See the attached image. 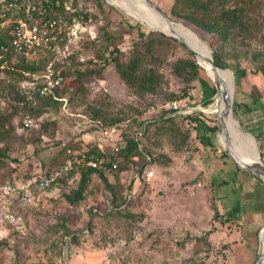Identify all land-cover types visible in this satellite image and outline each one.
<instances>
[{
    "label": "rangeland",
    "instance_id": "rangeland-1",
    "mask_svg": "<svg viewBox=\"0 0 264 264\" xmlns=\"http://www.w3.org/2000/svg\"><path fill=\"white\" fill-rule=\"evenodd\" d=\"M107 1L102 0L104 13H101L97 0H81V5L90 14H95V18L92 17L87 27H81L78 39L68 44V52H74L73 59L80 63V71L101 66L110 58L109 51H104V32L121 33L127 30L128 24L135 28L123 35L118 45L122 52L132 48L140 27L144 32L154 29L171 34L169 28L132 20L129 13L138 19L140 16L123 0ZM148 1L170 17L169 7L173 0ZM136 5L147 14L159 16L142 4ZM171 20L191 29L195 37L199 36L207 44L211 53L209 43L214 42L213 37L204 36V39L192 27ZM173 30L175 34L183 31ZM195 45L198 47L197 39ZM261 47L257 43L251 46L254 51ZM172 51L167 53L168 60L185 56L180 47L174 53ZM197 52L204 63L209 62L210 55L199 47ZM98 56H103V59ZM90 61H93L92 65H88ZM39 62L43 67L53 64L48 59ZM258 62L264 63V57ZM68 65H71L70 61ZM230 66L226 70L233 75V85L228 90L230 96L234 92L233 113L229 111L233 134L256 154L258 152L264 164V76L255 73L254 64L250 61L241 60ZM6 70L10 72L3 71L0 75V113L12 116L10 122L2 127L3 138L0 140V154L4 155L0 160V264H256L258 247L264 241V177L260 179L252 173L236 171L235 166L223 156L222 149H225L236 157L229 143L219 141V133L216 134L219 116L217 105L213 106L217 100L213 74L205 70L201 72L200 81L191 92L192 99L186 100L189 108L196 109L193 113L203 114L208 124L215 126L211 137L213 147H204L195 139L193 132L186 150L176 151L166 137L150 131L143 141L153 156L163 154L171 162H158L155 157V161L150 157L145 162L147 174L152 172L153 176L145 178L143 182L147 187L142 192V183H136L138 189L131 200V213L135 214L132 220L118 218L106 223L95 218L93 229L88 231L89 214L85 207H98L104 213L110 204L103 184L96 178L89 187L85 207L78 209H71L62 196L76 189L78 176L51 190L34 192L33 197L30 196L31 202L24 199L27 197V181L43 175L49 168L54 170L66 163L69 159L66 150L63 151L65 146L83 148L90 143L101 145L104 151H112L113 141L106 143L105 131H101L91 119L96 109L106 112L107 121L119 119L128 125L133 121L142 125L145 121L159 120L160 102L151 108L150 98L135 97L119 78L115 66L108 63L100 75L78 77L71 74L67 77L57 92L62 102L27 124L26 109L36 104L34 92H31L30 84L15 75L11 65H7ZM160 72L164 78L162 92L181 88L166 67ZM217 77L223 81V86H218L220 92L230 84L231 76L226 73ZM213 90L216 92L214 97ZM255 96L260 98L262 109L252 103L251 98ZM208 99H213L208 106L214 109L207 110V113L198 112V107H207L203 103ZM225 105L222 116L228 121ZM164 108L168 110L169 107L165 104ZM98 121L103 123L102 119ZM175 122L183 131L190 128L181 117H177ZM137 131L140 136V130ZM223 135L222 128L224 139ZM134 174V168L121 173V185H128ZM106 176L112 184L117 183L115 175ZM224 180L227 185L221 184ZM11 182L23 189V195H19L17 188L9 186ZM13 188L18 193L11 192ZM118 189L115 187V191L122 192ZM215 211L217 215L214 218ZM63 219L67 221L63 222ZM62 224L77 234L76 244L68 243L63 238V231L56 230ZM206 235L211 242L208 254L196 243V239ZM195 247H198V253H195ZM261 264H264V259Z\"/></svg>",
    "mask_w": 264,
    "mask_h": 264
},
{
    "label": "trees",
    "instance_id": "trees-1",
    "mask_svg": "<svg viewBox=\"0 0 264 264\" xmlns=\"http://www.w3.org/2000/svg\"><path fill=\"white\" fill-rule=\"evenodd\" d=\"M97 1L99 11L104 13V2L102 0ZM10 2L15 3V7L10 10L6 9L5 4L0 3V15L4 13L7 17H10L13 11H20L19 17H23L27 15L25 12L28 10L27 12L34 13L35 18H40L39 11L44 10L45 12L42 16L45 18L62 20L69 25L79 23L86 27L91 22L92 17L95 18V14H90L87 8L81 5V0H8V3ZM263 10L264 0H173L169 7V18L192 27L204 39L208 36L214 38V42L209 43V46L214 64L217 67L226 69L231 67V63L236 64L241 60H245L254 64L255 73H261L264 76V63L258 62L260 58L264 57ZM134 29L133 26L128 24L127 30H122L121 33L115 31L103 33V40L105 42L104 51H109L110 58L104 60L101 66H95L94 69L86 70L85 72L78 70L80 63L73 59L75 58L74 52L68 56L67 60H61V62L55 63L52 66L54 71L60 72V76L64 81L71 74H75L78 77L84 75H100L104 67L108 63H111L115 66L119 78L127 85L135 97L143 100L150 98L149 106L151 108L157 106L156 102H160L161 112L159 120H152V122L145 121L142 125L141 122L134 124L135 121L131 125H128L124 123V120L120 121L119 119H110V121H107L105 119L106 112L99 109L94 111L91 119L100 126L101 131L108 132L112 128L116 129L114 140L111 143L114 146L111 152L104 151L101 145H93L90 143L83 148L80 146L67 148L65 146L63 149V151L68 149L73 151L85 149L86 151L83 154L73 157L67 156L68 161L72 164L70 171L62 178H56L44 190H51L56 186L66 184L71 177L78 176L76 189L70 193L62 194L71 209H78L85 207L87 203V194L92 180L96 178L102 183L104 193L108 196L110 204L104 213L98 207H85L86 212L89 214L86 223V229L88 231L93 229V221L95 218H100L106 223L118 218L124 220L133 219L135 214L131 213V200L132 195L138 189L136 183H142L141 192L147 187L145 182H143L147 178V170H145V164L147 163L145 162L150 157L152 160L155 157L152 154V150L143 141L150 131L154 130L152 134H160L166 137L176 151L186 150L188 143L192 139L193 132H195V139L204 147H213L211 137L216 128L208 124L203 118V114H176V110L172 109L173 103L192 99L191 92L194 91L196 83L200 81V74L204 70L197 64L193 54L184 49L183 44L160 32L152 30L148 32L141 31V27L137 30L138 39L133 43L132 48L127 52L120 51L118 45L123 35L131 33ZM198 34L196 35L198 36ZM195 39H197L199 49L211 56L207 44L199 36L195 37ZM3 43L5 41L0 33V45ZM256 43L261 44L262 47L260 50L254 51L251 46ZM177 47L185 51V56L178 57L172 61L168 60V51L173 50L171 53H174ZM98 58L103 59V56H98ZM69 61L71 65H68ZM92 62L90 61L88 65H92ZM164 66L168 69V74L176 78L181 85L178 91L166 90L162 92L164 78L160 70L165 68ZM12 67L15 70V75L21 80L27 84L34 83V88H32L31 92H34L33 96L36 104L26 109L28 112L26 119L33 121L35 118L46 113L49 108L57 107L62 102L60 100L62 98L57 96L58 90L55 92V97L41 95L39 88L43 85L44 81L40 79L38 82H34L32 80L31 75H43V66L36 64L33 60H26L24 57L19 56L17 62ZM4 72L8 73L10 71L5 70ZM24 73H27V75H23ZM215 94L216 92L213 90V97ZM258 96L251 98V101L255 106L262 109L263 106ZM19 101L22 102L23 100ZM212 102L213 99H208L203 103V106L211 105ZM165 104L168 105V110H165ZM185 108L186 106H181L180 109L183 110ZM11 116L0 113V140L3 138L2 127L5 123L10 122L9 119ZM177 117H181L186 125H190V128L184 131L181 130L175 122ZM99 119H102L103 123L98 121ZM143 124H145V127H143ZM120 128H122L121 132L119 131ZM137 130H140V136ZM218 131L219 129H217L216 134H218ZM218 137L219 141L222 140L225 142V139H223L220 133ZM106 143H109L108 140H106ZM1 156L4 157V155L0 154V160ZM155 158L158 162L161 161L166 164L171 162V159L163 154H159ZM90 161L99 162L100 167L92 168L88 165ZM130 168H134V176L137 175V178L133 176L130 182L131 184L129 183L126 186L121 185L119 175L128 171ZM52 170L49 168L43 175H40L32 181L29 180L30 182L27 181V194L29 196L34 195V192L43 191L34 189V184H37ZM235 170L239 171L238 169ZM107 174L115 175L117 183L112 184L109 182L106 176ZM221 184L227 185V182L224 180ZM9 186L17 188L19 195H23V189L17 186L15 182H11ZM115 187L122 189V192L115 191ZM211 193H214V191ZM128 195H130V199H128ZM215 213L214 218L217 215V211ZM66 221V219H63V222ZM139 228L140 226L137 227V229ZM56 230L63 231V238H67L68 243H77V234L70 231L65 224L60 225ZM196 243L200 248L204 247L207 254L211 251V242L207 235L196 239ZM198 252V247H195V253Z\"/></svg>",
    "mask_w": 264,
    "mask_h": 264
},
{
    "label": "built area",
    "instance_id": "built-area-1",
    "mask_svg": "<svg viewBox=\"0 0 264 264\" xmlns=\"http://www.w3.org/2000/svg\"><path fill=\"white\" fill-rule=\"evenodd\" d=\"M0 3L5 4L8 10L15 7V3H8V0H0ZM6 3L8 4L6 5ZM27 11L28 10L25 12L27 15L23 17H19L20 11H13L10 17H7L4 13L0 15V33L5 41V43L0 45V75L6 70L7 65H14L19 56L24 57L26 60H33L36 64H39V61L44 59L51 60L53 62L52 65L61 62V60H67L68 56H70L68 44L78 39L80 36L82 24L76 23L69 25L62 20L45 18L42 16L45 12L44 10L39 11L40 18H35L34 13H29ZM53 55L54 57L52 58ZM60 55H63L62 58L56 60ZM52 65L44 66L43 75H31V77L34 82H38L40 79L44 81L43 85L39 88L41 95H51L55 97V92L60 89L63 79L59 71L56 72L52 69ZM23 75H27V73ZM30 85L31 89L34 88V83ZM181 106H186V108L182 110L180 109ZM172 109L176 110L177 114L191 113L188 112L189 107L186 105V100L173 103ZM26 122L30 124V120L27 119ZM115 134L116 129L112 128L110 131L105 132V139L113 141ZM85 151V149L81 151L68 149L66 153L68 157H73L83 154ZM88 165L92 168L100 167L97 161H90ZM71 168L72 164L69 161L56 167L37 184L35 183L34 189L44 190L50 183L54 182L56 178H62ZM152 176L153 173L149 172L147 174V179H150ZM134 177L137 178V175ZM11 192L18 193L14 188L11 189ZM24 199L27 200V202H31V198L28 194ZM128 199H130V195H128Z\"/></svg>",
    "mask_w": 264,
    "mask_h": 264
},
{
    "label": "bare ground",
    "instance_id": "bare-ground-1",
    "mask_svg": "<svg viewBox=\"0 0 264 264\" xmlns=\"http://www.w3.org/2000/svg\"><path fill=\"white\" fill-rule=\"evenodd\" d=\"M122 2H125L126 4H128L130 6H133L135 8L138 16H140V18H141V19L140 18L138 19L137 17H134L133 15H131L129 13L128 16L132 20H135L137 22H140V21L141 22H145V23H148V24H152V25H156V26L162 27V28H168L169 25H167V23H163V18H161L160 15L156 16V15H153V14H147V13L143 12L142 10H140L139 7L136 5V3H139V4H142V5L146 6L145 4H143L141 2H138L136 0L135 1L134 0H123ZM107 3L111 4V5H114V4H112V3L108 2V1H107ZM114 6H116L120 10H122L119 6H117V5H114ZM171 27L175 28L177 30L185 31V32L179 31L176 34V37L178 39L182 40L183 43H185L189 48H192L193 50H195L197 52L198 47L195 45V35L193 34V32L191 30H189L188 28H186L182 24H177L175 22H172ZM159 32H162V31H159ZM168 33H170V32H168ZM197 54H198V52H197ZM209 62H210V60H209ZM209 62L204 63L202 61L201 57L200 56L198 57V63L201 66V68L203 70H205L207 73L213 74L214 75L213 76L214 80L216 81L217 85L221 88L223 86L222 85L223 81L222 80L220 81V78L217 77V76H218V74L222 75V74H226V73H229V72L227 70H214L212 65H211V63H209ZM230 76H231V74H230ZM230 78H231L230 79V84L227 85L222 91H220L221 95H223V93H225V92H228V90H229V88H230V86L232 84V76ZM224 103H225V101L220 100L219 103L217 104L218 116L221 118V125H222V127L221 126L219 127L218 133L221 134L222 128H223V130H224V135H223L224 139H225V141L227 143H229L232 151L234 152L235 156L237 158H239V160H242V161L247 162V163H250L252 161H257L258 160V157H257L258 155L252 150V148L249 147L244 142H242L241 140L237 139L234 136V134H233L234 130H233L232 126H231V122H230V119H229V111L228 110H225V111H226V116L228 117L229 120L228 119H227L228 121L224 120V118L222 116ZM210 109L213 110L214 108L210 107L207 110L209 111ZM215 109H216V107H215ZM232 147L236 150V153H235V151L233 150ZM263 259H264V241L258 247V261H257L258 263L257 264H261Z\"/></svg>",
    "mask_w": 264,
    "mask_h": 264
},
{
    "label": "water",
    "instance_id": "water-1",
    "mask_svg": "<svg viewBox=\"0 0 264 264\" xmlns=\"http://www.w3.org/2000/svg\"><path fill=\"white\" fill-rule=\"evenodd\" d=\"M135 1V0H134ZM138 2H141L143 4H145L148 8L152 9L153 11H155L157 14H159L161 16V18H163V23H167L168 28L169 30L171 31V34H165L163 32H160L168 37H171L173 39H176L178 42H180L181 44H183V46L186 48V50L190 53L193 54V57L195 59V61L197 62V64L199 65L198 63V57H199V54H197V52L195 50H193L192 48H189L185 43H183L182 40L178 39L176 37V34L173 30V28L171 27L172 25V22L171 19L161 11V9H159L156 5L152 4L151 2H149L148 0H136ZM154 30V29H153ZM154 31H157V30H154ZM159 32V31H157ZM209 49V48H208ZM210 52V51H209ZM211 54V53H210ZM210 63L213 67L214 70H226V69H222V68H219L217 67L215 64H214V60H213V57L211 55V58H210ZM200 66V65H199ZM201 67V66H200ZM231 76H232V81H233V75L232 73L227 70ZM213 81V80H212ZM214 82V81H213ZM215 86H216V91H217V100H216V103L213 105H217L219 103L220 100L222 101H225L226 103V106H227V110L232 112L233 113V110H232V107H233V93H232V96L229 95L228 92H225L223 93V95H221V93L219 92V89H218V85L216 82H214ZM233 85V83H232ZM233 87V86H232ZM234 89V88H233ZM222 97V98H221ZM213 106H207L206 108H203V107H198L197 111L198 112H204V113H207V109L210 108V107H213ZM194 111H196V109L194 108H189L188 109V112H191L193 113ZM177 114V113H176ZM221 126V118L218 117V127ZM241 127V126H240ZM219 129V128H218ZM241 130L243 131L242 127H241ZM245 132V131H243ZM253 139L255 140V138L253 137ZM256 147V146H255ZM222 152H223V155L235 166L236 169H238L239 171H243V172H246V173H252L256 176H258L260 179H262L264 177V164L263 162L261 161V157L259 155V153L257 152V147H256V152H257V157H258V160L257 161H252L250 163H247V162H244L242 160H239V158L237 157H234L232 156L231 154H229L225 149H222ZM258 261V260H257ZM258 262H256L257 264Z\"/></svg>",
    "mask_w": 264,
    "mask_h": 264
}]
</instances>
